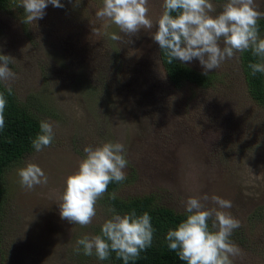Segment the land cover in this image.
<instances>
[{
	"label": "rangeland",
	"instance_id": "1",
	"mask_svg": "<svg viewBox=\"0 0 264 264\" xmlns=\"http://www.w3.org/2000/svg\"><path fill=\"white\" fill-rule=\"evenodd\" d=\"M225 2L213 0L217 11ZM20 3L0 10V53L12 57L16 73L7 83L56 135L3 173L0 264H112L77 244L110 218L101 198L87 226L62 219L58 203L85 147L109 141L124 145L128 161L119 196L151 194L179 213L192 196L230 200L225 211L241 222L230 237L241 249L233 264H264V106L248 93L239 53L210 72V85L175 86L150 32L123 37L96 18L103 0H61L64 7L49 4L38 21H27ZM256 3L264 11V0ZM149 8L157 20L163 0H149ZM186 65L203 72L198 59ZM28 162L42 167L46 185L21 186L18 169Z\"/></svg>",
	"mask_w": 264,
	"mask_h": 264
},
{
	"label": "clouds",
	"instance_id": "2",
	"mask_svg": "<svg viewBox=\"0 0 264 264\" xmlns=\"http://www.w3.org/2000/svg\"><path fill=\"white\" fill-rule=\"evenodd\" d=\"M49 4L64 7L61 0H21L19 7L23 8L27 21H38ZM163 9L153 21L149 0H103L95 15L98 20L107 19L115 24L123 37L137 35L141 29L150 32L169 64L173 61L189 64L198 59L202 74L208 75L226 59L250 50L260 61L249 64L251 75L264 74V38L260 37L258 26V21L264 19V11L256 0H226L220 11L213 0H163ZM111 39L122 41V36L113 33ZM11 62L10 55L0 53V81L6 82L8 94L12 93V87L7 82L16 78L9 67ZM6 104V96L0 92V130L5 128ZM39 128V134L32 140L36 152L51 146L56 135L51 121L41 120ZM84 152L78 170L67 177L63 194L58 198L61 218L80 226L92 223L97 201L110 183L126 179L128 164L125 147L120 142L88 146ZM18 176L21 186L28 190L48 183L42 167L33 162L18 169ZM109 198L115 200L117 193H110ZM184 207L186 219L166 234L169 250L175 251L186 264H233L231 258L241 255V249L230 237L241 222L225 211L232 207V202L205 194L189 197ZM109 212L112 214L102 224L101 233L85 235L77 244L86 256L95 255L104 261L114 252L124 264H129L152 246L156 231L152 218L148 212L137 215L135 210L124 215L114 208Z\"/></svg>",
	"mask_w": 264,
	"mask_h": 264
},
{
	"label": "trees",
	"instance_id": "3",
	"mask_svg": "<svg viewBox=\"0 0 264 264\" xmlns=\"http://www.w3.org/2000/svg\"><path fill=\"white\" fill-rule=\"evenodd\" d=\"M11 0H0V10H8ZM259 34L264 38V19L258 21ZM160 61L168 79L175 85L180 86L185 82H191L201 86L210 85L215 80V74L208 75L183 64L173 61L169 64L167 56L159 46ZM260 62L258 57H254L251 51L239 53V63L244 76L249 95L256 103L264 106V74L251 75L249 64ZM0 92H4L7 98L5 109V128L0 130V213L4 196L3 173L5 169L22 157L25 153L33 149L32 140L39 134L40 120L37 119L25 106L19 102L16 96L7 93L6 87L0 82ZM121 182H112L108 186L107 192L101 198L108 209L114 208L117 213L124 215L135 210L137 215L148 212L152 218L155 228L153 244L135 261L129 264H186L175 251L168 248L165 239L169 229H174L178 224L186 219V212H175L169 207L156 204L155 198L151 194L121 197L117 194L115 200L109 198L110 193L116 192ZM1 215V214H0ZM101 233V226L96 228V234ZM106 261L112 264H124L122 259L111 253Z\"/></svg>",
	"mask_w": 264,
	"mask_h": 264
}]
</instances>
